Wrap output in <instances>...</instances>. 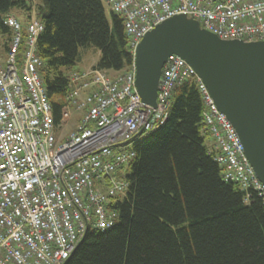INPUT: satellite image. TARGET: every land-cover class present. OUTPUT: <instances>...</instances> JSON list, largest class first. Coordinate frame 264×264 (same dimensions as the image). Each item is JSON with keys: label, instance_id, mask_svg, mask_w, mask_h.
<instances>
[{"label": "built area", "instance_id": "2783aa9c", "mask_svg": "<svg viewBox=\"0 0 264 264\" xmlns=\"http://www.w3.org/2000/svg\"><path fill=\"white\" fill-rule=\"evenodd\" d=\"M31 3L25 22L4 16L11 34L6 49L0 45V264H66L88 230L111 229L118 220L113 205L129 190L126 167L136 158L134 145L165 124L173 92L187 81L201 96V134L223 179L238 185L245 203L249 191L264 202L236 130L186 61L167 60L155 107L137 93L134 67L141 39L179 15L221 40L264 42V0H106L124 21L132 65L113 76L95 67L70 71L59 124L43 81L46 64L37 54L44 25ZM73 113L79 115L76 128L57 140L56 128Z\"/></svg>", "mask_w": 264, "mask_h": 264}, {"label": "trees", "instance_id": "16d2710c", "mask_svg": "<svg viewBox=\"0 0 264 264\" xmlns=\"http://www.w3.org/2000/svg\"><path fill=\"white\" fill-rule=\"evenodd\" d=\"M32 0H0V35L11 32L4 16L19 10L27 20ZM44 30L37 54L55 123L61 121L70 70L79 50L100 52L96 69L121 72L132 65L124 21L107 19L101 0H34ZM25 20V21H26ZM23 37H27L25 27ZM25 51L23 40L18 53ZM201 96L192 81L173 92L163 126L135 145L126 167L129 190L113 208L117 223L88 230L66 264H264V202L226 182L202 136Z\"/></svg>", "mask_w": 264, "mask_h": 264}, {"label": "water", "instance_id": "95a60500", "mask_svg": "<svg viewBox=\"0 0 264 264\" xmlns=\"http://www.w3.org/2000/svg\"><path fill=\"white\" fill-rule=\"evenodd\" d=\"M171 56L186 61L204 83L264 187V42L221 40L185 15L167 19L135 51V88L142 102L156 106L162 69Z\"/></svg>", "mask_w": 264, "mask_h": 264}, {"label": "rangeland", "instance_id": "374dc122", "mask_svg": "<svg viewBox=\"0 0 264 264\" xmlns=\"http://www.w3.org/2000/svg\"><path fill=\"white\" fill-rule=\"evenodd\" d=\"M103 3V6L105 8V13H106V17L108 20H110L111 17V9L110 7L107 5L106 0H101ZM13 14H15L18 19L22 22H25V13L19 10H14ZM1 35H0V43H1ZM100 58V52L98 50H96L93 47H85V48H81L79 50V60L77 61V63L68 71H65L66 73H69L70 71H78V72H82L85 71L87 69H90L93 65H95L97 63V61ZM110 76L114 75V71H110L109 72ZM78 119H79V115L78 113H73L72 114V118L71 120L64 124V125H60L59 127L56 128L55 130V137L57 140H61L64 139L70 132H72L75 128L76 125L78 123Z\"/></svg>", "mask_w": 264, "mask_h": 264}, {"label": "crops", "instance_id": "0c3cea01", "mask_svg": "<svg viewBox=\"0 0 264 264\" xmlns=\"http://www.w3.org/2000/svg\"><path fill=\"white\" fill-rule=\"evenodd\" d=\"M96 64H97V63H96ZM96 64H95V65H93L92 67L96 66ZM92 67H91V68H92Z\"/></svg>", "mask_w": 264, "mask_h": 264}]
</instances>
